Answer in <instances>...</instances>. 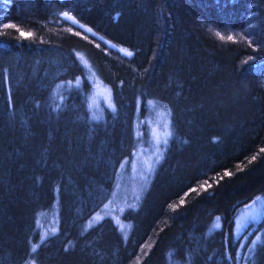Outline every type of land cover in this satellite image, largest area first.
<instances>
[{
    "label": "trees",
    "instance_id": "obj_1",
    "mask_svg": "<svg viewBox=\"0 0 264 264\" xmlns=\"http://www.w3.org/2000/svg\"><path fill=\"white\" fill-rule=\"evenodd\" d=\"M256 198L264 0H0V264H264Z\"/></svg>",
    "mask_w": 264,
    "mask_h": 264
},
{
    "label": "rangeland",
    "instance_id": "obj_2",
    "mask_svg": "<svg viewBox=\"0 0 264 264\" xmlns=\"http://www.w3.org/2000/svg\"><path fill=\"white\" fill-rule=\"evenodd\" d=\"M63 17H65V19H67L71 23L76 24V22H74L73 18L69 19V17H70L69 15L63 14ZM84 30L86 32L90 33L89 31H87V29L84 28ZM117 50L120 53H122L123 55L129 56V55H127V52H128L127 50H125V49H117ZM97 101L99 103H104L105 105L110 104L109 93L106 90L102 89L99 85L94 89L93 93L89 96V107H90V105L92 106L89 108V110H90V114L94 120H98L101 118V114H99V109L101 107H98V109H97V104H98ZM160 125H161V128L155 127V128H152L150 130V141L152 142V146L150 147V153L144 154L142 152V153L138 154L137 156H135V158L133 160V162H134L133 166H129L126 169V173L128 175L133 176L134 172L140 173V174L147 172L148 167H149L150 158L152 157V155H156L154 153L155 150L153 148L154 143L157 145L160 141H162L163 143L165 141V137L163 136L165 123L163 122V120L160 121ZM256 200H257V198L254 201H256ZM256 203L259 204L257 207H252V206L249 207L252 204H247L246 206L240 208L241 211L238 209L237 212H239V211L240 212L238 213L236 222H237V226L239 229H242V227L249 220L255 221L259 218L260 213H262V211H263L264 200H262V199H261V201L257 200ZM112 210L113 209L111 208V209L105 211V213L109 214V212H111ZM95 219H100V217L96 216ZM28 264H33V263H28Z\"/></svg>",
    "mask_w": 264,
    "mask_h": 264
},
{
    "label": "snow or ice",
    "instance_id": "obj_3",
    "mask_svg": "<svg viewBox=\"0 0 264 264\" xmlns=\"http://www.w3.org/2000/svg\"><path fill=\"white\" fill-rule=\"evenodd\" d=\"M69 19H71V17H69ZM75 22V21H74ZM81 27H83L82 25H81ZM87 31H91V29H87ZM21 35H25V33H23V32H21ZM27 35H31V33H28ZM229 39L231 40L232 39V37H229ZM132 53L131 52H127V55H131ZM225 175H230V173H225ZM259 239V238H258ZM255 243V242H254ZM67 250V249H66ZM251 251V250H250Z\"/></svg>",
    "mask_w": 264,
    "mask_h": 264
},
{
    "label": "built area",
    "instance_id": "obj_4",
    "mask_svg": "<svg viewBox=\"0 0 264 264\" xmlns=\"http://www.w3.org/2000/svg\"><path fill=\"white\" fill-rule=\"evenodd\" d=\"M70 13H68V15H69Z\"/></svg>",
    "mask_w": 264,
    "mask_h": 264
}]
</instances>
